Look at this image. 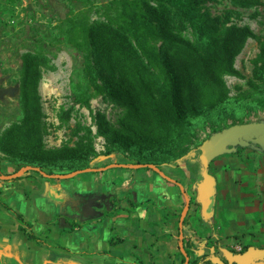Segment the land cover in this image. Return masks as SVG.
I'll use <instances>...</instances> for the list:
<instances>
[{"label": "trees", "instance_id": "16d2710c", "mask_svg": "<svg viewBox=\"0 0 264 264\" xmlns=\"http://www.w3.org/2000/svg\"><path fill=\"white\" fill-rule=\"evenodd\" d=\"M213 1L115 0V15L107 22H89L85 14L60 19L56 27L61 43L81 56L71 80L73 104L89 106L91 98L101 96L122 114L112 124L104 113H95L97 132L104 138V150L99 153L88 129V136L80 137L74 146L44 148L37 57L25 53L20 116L0 134L2 158L16 170L30 166L50 173L87 169L94 158L112 152L147 168H160L183 157L192 142L191 120L203 113L197 83L220 87L221 75L235 72L236 55L245 40L254 36L249 26L231 21L238 14L235 9L212 14L207 4ZM227 1L239 8L264 7V0ZM179 24L191 29L194 42L177 32ZM258 45L255 72L264 79V35L258 38ZM258 101L264 106V100ZM222 116L218 112L211 120V133L244 122L232 119L227 123ZM155 127L159 133L153 135L151 128ZM247 249L243 246L241 253Z\"/></svg>", "mask_w": 264, "mask_h": 264}, {"label": "rangeland", "instance_id": "374dc122", "mask_svg": "<svg viewBox=\"0 0 264 264\" xmlns=\"http://www.w3.org/2000/svg\"><path fill=\"white\" fill-rule=\"evenodd\" d=\"M114 1L0 0V134L20 116L22 55L28 53L37 57L36 88L44 148L62 144L74 146L80 137L88 136V129L95 151L104 150V138L97 132L94 115L102 112L116 124L122 110L101 96L91 98L89 106L73 104L71 80L74 70L80 66L81 56L61 43L56 25L66 16L79 14L87 15L89 22H107L115 15ZM207 5L212 14H219L224 8L235 9L238 14L231 21L249 26L254 36L245 40L236 55L235 72L221 75L220 87L197 83L198 103L203 113L191 120L193 135L189 150L175 162L162 164L160 169L169 171L167 177L182 186V203L175 213L181 220V250L190 247L188 251L194 262L208 257L206 262L210 264H229V257L240 254L243 246L264 250V172L257 171L264 168V151L258 145L237 147L210 161L207 171L215 178V193L208 213L203 214L196 188V183L202 179L199 146L212 134L211 120L216 119L218 112L223 113L222 118L227 123L232 119L264 123V106L258 104V100H264V79L258 78L255 72L258 38L264 35V7L262 4L233 7L227 0H215ZM177 32L194 42V35L187 26L179 24ZM151 129V134L159 133L157 127ZM115 155L124 163H130L121 153ZM93 160L92 165H97ZM251 169L253 171H247ZM33 171L46 170H27L30 175L35 173Z\"/></svg>", "mask_w": 264, "mask_h": 264}, {"label": "crops", "instance_id": "0c3cea01", "mask_svg": "<svg viewBox=\"0 0 264 264\" xmlns=\"http://www.w3.org/2000/svg\"><path fill=\"white\" fill-rule=\"evenodd\" d=\"M115 154L89 170L32 175L0 156V264H206L180 248L182 186ZM89 197L99 205L84 218ZM261 251L248 264H264Z\"/></svg>", "mask_w": 264, "mask_h": 264}, {"label": "water", "instance_id": "95a60500", "mask_svg": "<svg viewBox=\"0 0 264 264\" xmlns=\"http://www.w3.org/2000/svg\"><path fill=\"white\" fill-rule=\"evenodd\" d=\"M253 145H258L261 150L264 151L263 122H243L229 125L219 131L212 133L201 143L199 146L200 152L198 159L202 166V179L196 183V188L197 199L203 205V214L208 213L207 208H209V205L212 202V197L215 193V178L207 171L210 161L218 155L234 151L237 147L245 148ZM148 167L158 170V168L153 165H148ZM33 169L38 170V168L24 166L17 171L18 173H22ZM85 170H89V168L79 171ZM101 199H103V197H101ZM97 205H99V202L95 197L87 198L81 207L82 217L87 218L90 216H95L96 212L93 210V207ZM262 253L263 252L261 250L248 248L240 254L229 257V260L235 264H248L252 257Z\"/></svg>", "mask_w": 264, "mask_h": 264}, {"label": "flooded vegetation", "instance_id": "af4514ba", "mask_svg": "<svg viewBox=\"0 0 264 264\" xmlns=\"http://www.w3.org/2000/svg\"><path fill=\"white\" fill-rule=\"evenodd\" d=\"M85 203V202H84Z\"/></svg>", "mask_w": 264, "mask_h": 264}]
</instances>
